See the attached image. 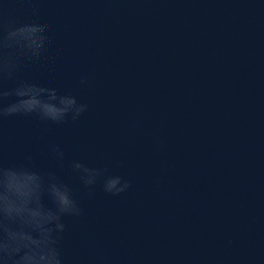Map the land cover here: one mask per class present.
<instances>
[{
  "label": "water",
  "instance_id": "water-1",
  "mask_svg": "<svg viewBox=\"0 0 264 264\" xmlns=\"http://www.w3.org/2000/svg\"><path fill=\"white\" fill-rule=\"evenodd\" d=\"M0 22L50 38L17 79L88 106L64 126L0 119V159L46 164L54 141L129 181L89 198L65 174L82 208L65 264H264V2L2 0Z\"/></svg>",
  "mask_w": 264,
  "mask_h": 264
},
{
  "label": "clouds",
  "instance_id": "clouds-1",
  "mask_svg": "<svg viewBox=\"0 0 264 264\" xmlns=\"http://www.w3.org/2000/svg\"><path fill=\"white\" fill-rule=\"evenodd\" d=\"M49 43L44 24L25 22L5 28L0 22V50H11L0 54V119L22 115L64 126L87 110V104L70 92L17 79L18 58L40 60ZM79 79L86 82L87 77L81 75ZM4 80L11 86L4 87ZM42 158L46 164H38L31 152H26L19 163L5 164L0 159V264H65L60 247L65 218L82 215L65 174H73L89 198L98 182L104 193L113 196L129 187L121 175L78 159L69 160L64 148L54 141L47 143Z\"/></svg>",
  "mask_w": 264,
  "mask_h": 264
}]
</instances>
